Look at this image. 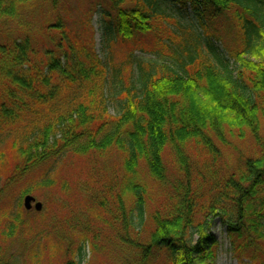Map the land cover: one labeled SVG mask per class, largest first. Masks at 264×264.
Instances as JSON below:
<instances>
[{
  "label": "trees",
  "instance_id": "1",
  "mask_svg": "<svg viewBox=\"0 0 264 264\" xmlns=\"http://www.w3.org/2000/svg\"><path fill=\"white\" fill-rule=\"evenodd\" d=\"M87 1L74 34L60 0H0V239L22 244L24 264L57 253L59 264H91L86 242L101 258L92 264L122 252L132 256L124 264H213L218 215L233 252L253 259L250 249H264V0H170L201 32L164 24L162 0ZM95 13L108 45H140L157 60L138 61L126 81L119 67L109 72L89 32ZM41 32L49 44L36 46ZM85 155L86 179H60ZM43 190L67 204L23 208ZM79 204L87 217L67 224L78 245L65 247L51 234ZM34 232L50 253H28ZM1 249L0 264H17Z\"/></svg>",
  "mask_w": 264,
  "mask_h": 264
},
{
  "label": "rangeland",
  "instance_id": "2",
  "mask_svg": "<svg viewBox=\"0 0 264 264\" xmlns=\"http://www.w3.org/2000/svg\"><path fill=\"white\" fill-rule=\"evenodd\" d=\"M62 4H65L66 6L72 7L70 11V17H68V24H70V29L74 34L78 33L79 30L84 31V24L86 16L84 15V10L87 7V0H60ZM41 4V2H39ZM75 7V8H74ZM161 9H165V11L171 16L168 17L167 21L164 23L172 30L176 31V28L178 27V24L182 25L187 23H194L191 24L192 27L190 29L199 31L201 30L198 28V24H195L194 18H192L191 10L190 8L186 9H178L176 6L170 1V0H162L160 3ZM36 11L34 14V17L39 20L41 17H43V12H41L42 8L40 9L35 8ZM52 20V17L50 18ZM84 24H83V23ZM105 22H103L101 16L98 13H95L90 19H89V32L92 33L94 38V44H95V51L96 54L99 55L104 62L108 65V71L113 72V67H119L121 69V77L126 81V77L128 76V69L135 70L136 63L139 62H152L156 61L157 57L156 54L153 52H150L148 50H142V47L140 45H129V44H123L121 45L118 42H108L109 45L105 42L103 28H104ZM37 30V29H36ZM85 33V32H84ZM35 45L40 46L42 44H49L48 36L44 33H37L35 37ZM125 61H130V64H126ZM130 65V66H129ZM111 75V73H109ZM109 77V76H108ZM109 83H114V76L108 79ZM107 95L111 98V103L109 102L108 108H110V113L115 114V111L118 110L116 108L115 104L119 102L118 93L116 92V87L111 88L110 84H107ZM5 145V141H0V149H3ZM90 155H85L83 159L80 157H74L72 159H69L67 161L66 168L61 173L60 179H64L65 177H68L70 179H76L75 181H72V183L77 182L80 184V181L77 178H80L81 180L86 179L88 176V172L92 170L93 164H90L88 162V159ZM87 162H85V160ZM116 157L113 156L112 161L115 162ZM111 161V162H112ZM15 161H11L9 169L13 170L16 166ZM88 166V167H87ZM101 171V170H100ZM8 172V171H7ZM30 176H27L26 178H29ZM2 177H0V184L2 183ZM83 194V193H82ZM32 196L36 197V200L42 203V207L44 204H48V207H53V210L57 207V205L54 204L51 205L50 199H57L56 197L61 198V200H55L60 203V205L65 206L67 204V199L63 198V196L53 193L48 190H43L39 194H33ZM85 196V195H84ZM58 203V204H59ZM57 204V203H56ZM69 210L66 212V217H60L58 220L59 223V230H56V232H53L51 234V239L55 240L56 238L61 240L63 242V245L65 247L70 246L71 248H74L78 245V239L73 237L71 234L68 225V222L75 223L79 217H82L85 219L86 213L83 210V206L80 204L77 205L75 208H68ZM33 210V208L31 209ZM55 211V210H54ZM56 213V211H55ZM210 225L208 228V232L211 234L213 240L212 242L216 243V246L214 248L215 250V256L212 260L213 264H261L264 261V249L261 246H257L258 252H255L253 249H250L249 252H251V255H253V259L250 257L243 256L242 258H238L237 255L233 252L231 243L229 242V239L227 237V231H226V225L221 220V218L216 215L209 218ZM49 223V222H48ZM66 223V228L63 226V224ZM47 229V228H45ZM43 229V231L45 230ZM263 230H264V224H263ZM37 232H34L30 236L26 238L25 247L27 248L28 253L35 252L40 249V247H45V250H47V253H50L51 250L48 248L50 247V241H40L36 240ZM196 239V238H195ZM0 249L3 250L2 258L4 260H7L8 258L14 256L17 258L16 262L17 264H24L23 263V256L20 254L22 251L21 246L22 244L14 239L10 242H3L5 240L0 239ZM3 240V241H2ZM52 241V240H51ZM52 247V245H51ZM84 248L86 249V257L88 259L87 263H95L96 261H100L101 258L99 257H92L91 256V248L89 242H86L84 245ZM35 255V254H32ZM115 259H112L108 261L106 264H124L125 258H132L129 255H126V253L118 254L114 257ZM64 257L57 253L55 256H45V258L41 259L40 264H59L60 261H62ZM105 262L107 259L102 258ZM83 264V263H82ZM149 264H160L158 261L154 260V262H150Z\"/></svg>",
  "mask_w": 264,
  "mask_h": 264
},
{
  "label": "water",
  "instance_id": "3",
  "mask_svg": "<svg viewBox=\"0 0 264 264\" xmlns=\"http://www.w3.org/2000/svg\"><path fill=\"white\" fill-rule=\"evenodd\" d=\"M23 208L30 210L35 208V210L40 211L42 209V203L37 201L36 198L30 194L23 196Z\"/></svg>",
  "mask_w": 264,
  "mask_h": 264
}]
</instances>
